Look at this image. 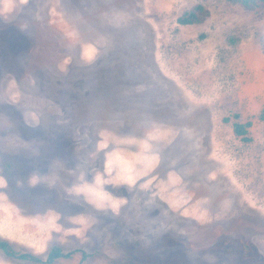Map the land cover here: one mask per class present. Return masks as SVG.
Wrapping results in <instances>:
<instances>
[{
	"label": "rangeland",
	"instance_id": "obj_1",
	"mask_svg": "<svg viewBox=\"0 0 264 264\" xmlns=\"http://www.w3.org/2000/svg\"><path fill=\"white\" fill-rule=\"evenodd\" d=\"M263 45L264 4L0 0V240L40 259L0 264H264Z\"/></svg>",
	"mask_w": 264,
	"mask_h": 264
},
{
	"label": "trees",
	"instance_id": "obj_2",
	"mask_svg": "<svg viewBox=\"0 0 264 264\" xmlns=\"http://www.w3.org/2000/svg\"><path fill=\"white\" fill-rule=\"evenodd\" d=\"M228 1L241 3L243 5L264 4V0H228ZM197 9H202V6L196 5L192 9L184 11L182 14H180L177 17L176 19L177 22L180 24H190L197 21L198 19L196 12ZM259 118L261 120H264V108H262L261 112L259 113ZM250 124H251L250 121H246L245 123L235 122L233 124L234 132L238 135H241L242 139L247 140L248 137L245 135L247 132L246 128L250 126ZM0 249L3 250V252L6 253L8 256L14 257L19 260H30L33 262H40V259L32 255L31 253L17 252L13 250L12 247L9 246V244L3 240H0ZM59 256H63L59 248H52L48 253L47 257L43 260V262L49 263Z\"/></svg>",
	"mask_w": 264,
	"mask_h": 264
},
{
	"label": "flooded vegetation",
	"instance_id": "obj_3",
	"mask_svg": "<svg viewBox=\"0 0 264 264\" xmlns=\"http://www.w3.org/2000/svg\"><path fill=\"white\" fill-rule=\"evenodd\" d=\"M19 260V259H18ZM20 261H24V260H20ZM28 261H30V260H28ZM33 262V261H32Z\"/></svg>",
	"mask_w": 264,
	"mask_h": 264
},
{
	"label": "bare ground",
	"instance_id": "obj_4",
	"mask_svg": "<svg viewBox=\"0 0 264 264\" xmlns=\"http://www.w3.org/2000/svg\"><path fill=\"white\" fill-rule=\"evenodd\" d=\"M233 179H234V177H233Z\"/></svg>",
	"mask_w": 264,
	"mask_h": 264
}]
</instances>
